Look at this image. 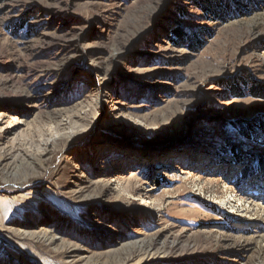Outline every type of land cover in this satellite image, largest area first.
Returning <instances> with one entry per match:
<instances>
[{"label":"rangeland","instance_id":"rangeland-1","mask_svg":"<svg viewBox=\"0 0 264 264\" xmlns=\"http://www.w3.org/2000/svg\"><path fill=\"white\" fill-rule=\"evenodd\" d=\"M223 1L0 0V264H264V0Z\"/></svg>","mask_w":264,"mask_h":264},{"label":"trees","instance_id":"trees-1","mask_svg":"<svg viewBox=\"0 0 264 264\" xmlns=\"http://www.w3.org/2000/svg\"><path fill=\"white\" fill-rule=\"evenodd\" d=\"M236 1V0H235ZM240 1V0H239ZM231 2H228V0L223 1V11H225L226 14H232L233 12H239V8L236 7L233 3L231 5ZM235 5V6H234ZM236 7V8H234ZM217 9V8H216ZM219 9H217L218 11ZM218 12H215V15H217ZM21 27V25H20ZM182 27H176L173 29V32L171 33V40H184L186 35L182 32ZM251 88L248 89L249 94L253 95H264V84L252 81L251 83ZM231 85L236 86L234 82L231 83ZM245 85V83H244ZM237 95H242V92L240 89H236ZM236 130L238 129L239 133L244 137L245 140H254V141H259L257 136L254 135L256 132H262L264 133V120L261 123H258V125H252V126H242L240 127L239 125L235 128Z\"/></svg>","mask_w":264,"mask_h":264}]
</instances>
